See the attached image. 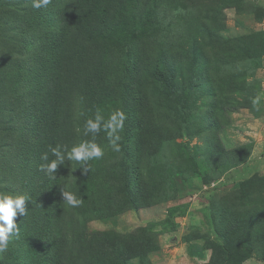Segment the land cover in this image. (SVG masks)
<instances>
[{"label": "rangeland", "instance_id": "1", "mask_svg": "<svg viewBox=\"0 0 264 264\" xmlns=\"http://www.w3.org/2000/svg\"><path fill=\"white\" fill-rule=\"evenodd\" d=\"M53 1L61 0L36 9L0 0V194L29 197L0 264L49 263L38 249L34 137L55 129L42 114L56 68ZM138 8L97 48L106 90L89 108L76 104L84 124L97 113L125 116L120 151L102 129L94 134L104 156L88 174L73 166L65 177L77 186L84 178L86 232L100 235L106 264H264V0H139Z\"/></svg>", "mask_w": 264, "mask_h": 264}, {"label": "trees", "instance_id": "2", "mask_svg": "<svg viewBox=\"0 0 264 264\" xmlns=\"http://www.w3.org/2000/svg\"><path fill=\"white\" fill-rule=\"evenodd\" d=\"M138 1H53L59 14L52 31V38H49V45L56 68L51 77L53 85L47 93L51 110L44 108L42 114L50 118L55 129L54 133L39 132L34 137L35 139L37 137L39 166L47 163L41 160V155L44 153H48L49 160L56 159L50 149L58 145H66L71 149L72 146L85 141L98 143L96 134H84V121L78 122L74 119L77 100L82 99L84 106L89 108L88 99L94 95L100 98L106 90L105 79L101 72L102 55L97 48L102 46L101 39L119 24L123 13L132 16L136 11L138 14L143 11L138 8ZM43 21L44 24L49 23V19L43 18ZM87 44L95 46L89 49ZM129 53L127 52V55ZM59 151L63 155L64 147H60ZM37 156L33 158L27 156L23 160L34 163V158ZM91 161L87 162L89 168ZM73 166V170L81 171L80 164L68 161L66 158L63 164H57L53 175L46 174L47 169L44 171L39 167L36 169L41 174L40 190H43V194L39 195L42 202L38 218L39 230L43 238L42 247L38 249L46 255L48 264H106L100 235L86 232L89 217H81L78 211L84 207H70L63 200L61 190H68L77 198L83 199L82 205L88 204V199L85 200L83 197L85 191L80 189L84 178H80L79 172L78 186L69 185L65 179ZM85 209L93 212L90 207ZM192 250V245L188 246V255H193Z\"/></svg>", "mask_w": 264, "mask_h": 264}, {"label": "clouds", "instance_id": "3", "mask_svg": "<svg viewBox=\"0 0 264 264\" xmlns=\"http://www.w3.org/2000/svg\"><path fill=\"white\" fill-rule=\"evenodd\" d=\"M51 2L52 0H32V7L36 9L47 8ZM260 100L261 96H256L252 100V104L258 106ZM124 119V113L121 111L110 114L107 121L104 120L102 115L97 113L94 119H88L85 122L84 134L99 133L103 129L107 133L112 150L119 152L120 146L117 141L120 137L117 133L123 128ZM60 147H64L65 149L63 155L59 151ZM50 152L56 156V159L49 160L48 153H44L41 155V160L47 161V163L39 166L41 171L47 169L46 174L48 175H53L57 169V164H63L65 158L68 161H74L80 164L82 173L88 174L90 168L87 162L93 159H100L104 156L103 149L94 141L82 142L72 146L71 149L66 145H58L55 148H51ZM61 191L63 200L68 206L78 207L82 204V198H77L72 192ZM28 200L29 197L27 195L0 194V253L7 250L12 237L19 236V228L14 222V217L17 216V212L21 216L26 214L25 203Z\"/></svg>", "mask_w": 264, "mask_h": 264}]
</instances>
